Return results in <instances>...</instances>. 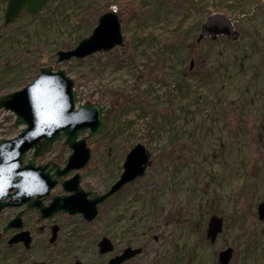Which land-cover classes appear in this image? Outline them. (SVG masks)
Masks as SVG:
<instances>
[{
	"label": "rangeland",
	"instance_id": "374dc122",
	"mask_svg": "<svg viewBox=\"0 0 264 264\" xmlns=\"http://www.w3.org/2000/svg\"><path fill=\"white\" fill-rule=\"evenodd\" d=\"M106 2L49 0L36 14L23 12L3 25L6 1L0 0V94L21 88L49 64L74 80L79 102L104 106L108 121L87 137L91 156L80 170L86 189L106 190L136 142L148 146L152 163L104 201L92 221L60 212L39 219L34 209L24 211L32 241L9 246L16 230H8L0 238V264H104L128 244L143 250L122 264H220L218 251L227 245L234 248L229 264H264V220L255 211L264 184V0ZM111 8L119 12L125 43L55 64L56 51L89 35ZM219 11L232 20L238 39L197 41L201 22ZM111 92L118 98L110 103ZM14 118L0 109V138L23 127ZM69 151L58 140L36 162L63 164ZM61 192L58 184L50 195ZM21 208H4L0 228ZM213 212L224 225L210 242L205 229ZM54 223L57 237L50 242ZM102 235L115 247L100 254Z\"/></svg>",
	"mask_w": 264,
	"mask_h": 264
},
{
	"label": "water",
	"instance_id": "95a60500",
	"mask_svg": "<svg viewBox=\"0 0 264 264\" xmlns=\"http://www.w3.org/2000/svg\"><path fill=\"white\" fill-rule=\"evenodd\" d=\"M4 23L13 21L22 9L35 13L48 0H6ZM217 34H225L230 39H237L239 32L232 22L222 13H213L202 22L197 41L203 36L214 38ZM124 43L119 14L111 9L98 16L97 24L91 33L79 39L76 45L56 52L55 62L71 58H83L94 52H105ZM192 60L190 62L191 66ZM49 80L58 83L53 91L50 88L42 96V104L36 106L34 89L39 84L42 88ZM74 81L63 68L53 69L45 65L36 76L22 88L0 94V109L12 111L16 117L14 125L25 124L18 134L10 138H0V210L5 206H19L27 203L25 209L36 207L38 216L45 218L57 212L69 214L80 213L86 220H92L98 213L99 203L124 184L142 176L151 163V152L142 142L135 143L125 154L122 169L118 177L103 192L84 189L80 185L79 169L87 166L91 148L87 144V135L78 138L81 130L88 129V136L101 131L108 119L103 113V106L97 101L86 100L76 106L77 91L73 89ZM45 115L49 118L45 119ZM65 137L63 142L71 149L60 166L51 159L35 166L37 156L48 151L52 143ZM32 149V156L23 164V157ZM51 164V165H50ZM50 165V166H49ZM70 171L69 178H62ZM15 177H18L15 179ZM60 183L64 192L51 196L48 204L43 199L49 195L51 188ZM35 197H32L35 195ZM20 196V198H17ZM7 197H10L6 200ZM257 217L264 219V196L256 206ZM21 211L17 212L0 231V236L9 228H21L23 221ZM224 218L217 213L210 214L207 220L205 236L213 242L222 231ZM58 226H51L50 241L56 237ZM22 240L29 245L31 236L28 230H21L9 239V243ZM99 253L113 249V241L106 235L97 242ZM141 246L128 245L119 253L109 257L105 264H121L141 252ZM233 254V247L226 246L218 252L220 264H228ZM32 264H44L35 261ZM69 264H87L80 259Z\"/></svg>",
	"mask_w": 264,
	"mask_h": 264
},
{
	"label": "clouds",
	"instance_id": "9594fccd",
	"mask_svg": "<svg viewBox=\"0 0 264 264\" xmlns=\"http://www.w3.org/2000/svg\"><path fill=\"white\" fill-rule=\"evenodd\" d=\"M58 83L52 80H49L47 84L42 88L39 84L36 86L35 90V99H36V106L39 108L42 104V96L43 94L50 88L51 90H55L58 87ZM49 117L45 115V119Z\"/></svg>",
	"mask_w": 264,
	"mask_h": 264
},
{
	"label": "trees",
	"instance_id": "16d2710c",
	"mask_svg": "<svg viewBox=\"0 0 264 264\" xmlns=\"http://www.w3.org/2000/svg\"><path fill=\"white\" fill-rule=\"evenodd\" d=\"M118 4V0H107V2L105 3V5H110V4ZM105 89H109V88H105ZM106 93V92H103ZM110 97H109V101L110 103L112 102V100H116L118 97L114 92L109 93ZM103 210V209H102Z\"/></svg>",
	"mask_w": 264,
	"mask_h": 264
},
{
	"label": "flooded vegetation",
	"instance_id": "af4514ba",
	"mask_svg": "<svg viewBox=\"0 0 264 264\" xmlns=\"http://www.w3.org/2000/svg\"><path fill=\"white\" fill-rule=\"evenodd\" d=\"M61 193H62V192H61ZM43 202H45V200H44ZM32 209L35 210V208H32ZM27 210H30V209H27ZM35 211H36V210H35ZM23 213H24V212H23ZM36 213H37V212H36ZM22 215H23V214H22ZM13 216H14V215H13ZM13 216H12V217H13ZM12 217H11V218H12ZM11 218H9V219H11ZM9 219H8V220H9ZM13 229H15V228H13ZM22 229H24V227L21 228V229H15L16 231H15L13 234H15V233L21 231ZM25 229H26V228H25ZM26 230H28V229H26ZM28 231H29V230H28ZM29 233H30V231H29ZM19 242H21L22 244L24 243L22 240H19V241H17V242H13V243H19ZM32 263H33V262H32ZM32 263H31V264H32Z\"/></svg>",
	"mask_w": 264,
	"mask_h": 264
},
{
	"label": "snow or ice",
	"instance_id": "6c2138e0",
	"mask_svg": "<svg viewBox=\"0 0 264 264\" xmlns=\"http://www.w3.org/2000/svg\"><path fill=\"white\" fill-rule=\"evenodd\" d=\"M35 91V90H34ZM45 118V117H44Z\"/></svg>",
	"mask_w": 264,
	"mask_h": 264
}]
</instances>
